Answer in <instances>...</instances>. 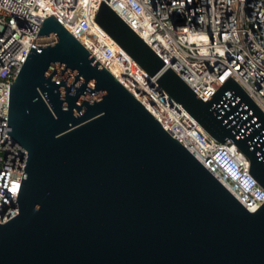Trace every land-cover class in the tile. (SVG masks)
Returning <instances> with one entry per match:
<instances>
[{"label":"water","instance_id":"obj_1","mask_svg":"<svg viewBox=\"0 0 264 264\" xmlns=\"http://www.w3.org/2000/svg\"><path fill=\"white\" fill-rule=\"evenodd\" d=\"M94 19L264 187V111L231 75L203 99L104 0ZM33 43L9 82L27 153L0 264H264V200L248 209L52 13Z\"/></svg>","mask_w":264,"mask_h":264},{"label":"built area","instance_id":"obj_2","mask_svg":"<svg viewBox=\"0 0 264 264\" xmlns=\"http://www.w3.org/2000/svg\"><path fill=\"white\" fill-rule=\"evenodd\" d=\"M101 0H0V221L17 212L26 149L6 131L8 91L53 14L250 210L264 187L246 154L210 135L94 19ZM206 99L231 75L264 111V0H104ZM54 39V34L50 33Z\"/></svg>","mask_w":264,"mask_h":264}]
</instances>
